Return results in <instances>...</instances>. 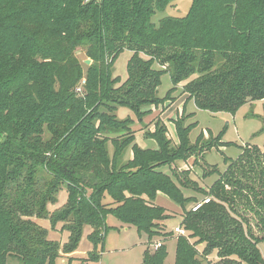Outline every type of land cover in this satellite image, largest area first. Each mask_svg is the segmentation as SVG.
<instances>
[{"label": "trees", "instance_id": "trees-1", "mask_svg": "<svg viewBox=\"0 0 264 264\" xmlns=\"http://www.w3.org/2000/svg\"><path fill=\"white\" fill-rule=\"evenodd\" d=\"M173 1L0 0V264H56L61 252L77 249L85 226L92 229L89 259L98 261L110 215L152 241L169 219L154 204L159 193L184 211L189 236L178 237L175 264H264V151L239 146L223 173L201 166L204 178L218 176L203 190L174 165L220 146L221 137L210 135L203 146L201 134L191 144L197 124L175 120L179 144L171 148L167 128L156 122L146 136L157 147L141 149L133 120L118 118L127 107L143 122L179 89L211 113L264 100V0H193L185 16L154 23ZM79 49L92 61L86 68ZM125 50L132 55L122 82L114 64ZM164 74L173 87L159 98ZM182 189L212 199L187 210L196 199ZM63 190L66 206L51 211ZM34 218L53 229L64 223L69 243L50 240ZM167 255L162 243L142 264H165Z\"/></svg>", "mask_w": 264, "mask_h": 264}, {"label": "rangeland", "instance_id": "rangeland-1", "mask_svg": "<svg viewBox=\"0 0 264 264\" xmlns=\"http://www.w3.org/2000/svg\"><path fill=\"white\" fill-rule=\"evenodd\" d=\"M192 2L193 0H174L163 12L159 11L156 13V15L153 17V22L158 24L161 19L168 16H185L190 10ZM131 55L132 53L130 51L125 50L115 61L114 75L115 77H120L122 82H125L128 78L127 66ZM76 56L84 68L87 67L86 61H91V59L86 56L84 49H79L76 53ZM196 77L197 76H194L190 80ZM187 82L188 81L182 83L180 86L182 87ZM172 87L170 75L164 74L161 77V86L158 90V97L165 98L171 91ZM80 88H82V84ZM173 98L174 100L172 103L167 102L170 106L168 105L163 108H154L150 116L153 115V118L155 117V119H153L151 122H148L149 124L147 125L143 124L144 122H139L135 113L127 107L119 108L117 115L121 120L127 118L133 120L134 123L132 125V129L136 132L140 142L141 140L147 139L146 134L148 132H152V127L154 128L156 122H158L160 125H163L167 128L166 137L171 142L170 147L177 148L179 139L176 134L175 120L178 122V120L180 121L182 119L183 121L181 122L183 126L188 127L189 125H194V123L197 124V126L193 128L190 133L191 144H196L197 138L201 134V144L203 146L209 142L211 138L210 135L215 138L221 137V140L219 141L221 142L220 146L215 147L210 151H205L203 155L197 154L192 156L186 162L178 161L175 163L174 167L176 172L182 173L180 175L181 179H190L197 183V187L200 189L202 188L203 190H209L218 176L210 175L209 177L204 178L203 169L201 166L206 167L205 171L207 172L218 168V170L223 173L228 167L226 161L236 160L240 156L241 150L239 146H258L264 151V100L247 103L243 107L239 108V110H237L235 113L226 111L211 113L209 111L197 108L193 99H188L187 96L181 95V89L177 90V92L173 94ZM147 143L149 145L152 144V146L156 145L153 140H147ZM113 149V146L109 145L111 156L113 154ZM126 160L127 158L125 157V161ZM161 170L169 175H172V171L169 166H164ZM186 171L189 172L188 178L187 174L183 173ZM182 192L184 197H194L196 199V202L188 203V210H194V206L196 204L202 203L201 200L203 199H212V196L203 195L194 189H182ZM67 200V191H61L58 196L57 203L54 205L55 208H64L67 204ZM108 200L109 199H106V202H108ZM154 202L170 211L167 212L169 216V219L166 220L167 226L163 225L162 222H159L162 227L161 236L154 237L152 241L145 242L148 241V235L139 233L133 226H125V224L122 223L118 218L110 215L107 218V224L110 229L105 236L103 249L101 246L98 248V253L100 254V259L98 261L89 259V253L94 250L93 244L89 239L92 231L90 227H84L82 239L74 252H77L81 257H87L88 260H81L79 264H141L145 256V252L148 249L151 252L158 249L155 248V244L159 242L165 243L167 248L168 255L165 260V264H175L177 239L180 236H189L187 231L182 227V224L180 228L184 229L185 235H180L175 231L177 228L176 226L180 225V209L183 208H181L177 203L162 193L157 195ZM173 207L177 208V210H173ZM248 216L250 223L256 224L254 215L249 213ZM38 220L40 219L34 218V221H36L37 224H39ZM42 225L43 226H40L46 229L48 234H50L54 240H58V243L61 245V247L69 243L68 234L64 232L61 235L58 232H54L51 228V223L49 220L44 221ZM57 225L63 230L64 223H58ZM254 231L257 233L258 229H255ZM166 234H168L167 237L165 236ZM194 241L195 239H192L191 242ZM197 248L200 250V252H202L204 247L198 246ZM259 249L261 250L262 256L264 258V242L260 243ZM70 254L71 253L61 252L62 257L69 259V263L67 259L64 260L62 258H58L56 264H71L75 259L72 255L69 257ZM209 259L212 260V262H216L217 257L215 253L211 255ZM74 263H76V261H74Z\"/></svg>", "mask_w": 264, "mask_h": 264}, {"label": "crops", "instance_id": "crops-1", "mask_svg": "<svg viewBox=\"0 0 264 264\" xmlns=\"http://www.w3.org/2000/svg\"><path fill=\"white\" fill-rule=\"evenodd\" d=\"M186 96V95H185ZM153 119H155V117L153 118V115L152 116H149V117H147V118H145L144 119V123L143 124H149L148 122H151ZM155 128V127H154ZM153 127H152V130L151 131H153V129H154ZM146 138H147V136H146ZM147 140H151V139H146V140H141V142L139 141V138H138V136L136 135V141H135V143L141 148V149H155L157 146L156 145H153L152 146V144H148L147 143ZM154 142V141H153ZM148 146V147H147ZM152 146V147H151ZM128 155V156H127ZM125 157L127 158V160L126 161H129V160H131L132 159V157H133V152H132V150L129 148L128 149V151L126 152V155H125ZM205 199H203V200H201L202 202L204 201ZM199 203H200V200H199ZM154 204L155 205H157V206H160V207H162V208H164L163 206H161V205H159V204H157L156 202H154ZM194 204H196V203H194ZM54 205H49V209L52 211L53 209H56L55 208V206L53 207ZM192 206H193V204H192ZM53 207V208H52ZM164 209H166V208H164ZM189 209V207L187 206V210ZM167 210V212H170L168 209H166ZM173 210H177V208H174L173 207ZM172 212V211H171ZM180 216H181V221H180V225L179 226H176V227H181V223H182V220H183V209H180ZM44 221H46V220H38V223H39V225H41V226H43L42 225V223L44 222ZM162 224L163 225H165V226H167V221H164V222H162ZM108 225V224H107ZM125 226H129V225H126L125 224ZM129 227H132V226H129ZM175 227V228H176ZM51 228H52V226H51ZM122 228H123V226H122ZM52 230L54 231V232H58L59 234H63L64 232H66L67 234H68V237L70 236V233L68 232V231H65V230H62V228L61 227H58V225H56V227L53 229L52 228ZM91 231H92V229H91ZM48 237H49V239L50 240H53V241H56V242H58V240H54L52 237H51V235L50 234H48ZM147 240L148 241H145V242H149V239H148V236H147ZM142 242V241H141ZM165 244V243H164ZM91 253V252H90ZM73 256V258L75 259L74 261H76V263H74V261H72V263L71 264H79L80 263V261L81 260H85V261H87L88 260V258L87 257H81L80 255H78V253L77 252H72L70 255H69V257L70 256ZM60 258H62V259H64V260H66L67 258H65V257H62V255H61V257ZM68 260V263H69V259H67ZM143 263V262H142ZM141 263V264H142Z\"/></svg>", "mask_w": 264, "mask_h": 264}, {"label": "built area", "instance_id": "built-area-1", "mask_svg": "<svg viewBox=\"0 0 264 264\" xmlns=\"http://www.w3.org/2000/svg\"><path fill=\"white\" fill-rule=\"evenodd\" d=\"M84 83H85V82L82 83V86L84 85ZM209 202H210V199L206 198L202 203H200V204H196V205L194 206V208H193L194 211L198 210V209L201 207L202 204H206V203H209ZM175 231H176V233H178V234H180V235H185V231H184L183 228L177 227V228L175 229ZM161 246H162V242H159V243L155 244V248H160Z\"/></svg>", "mask_w": 264, "mask_h": 264}, {"label": "water", "instance_id": "water-1", "mask_svg": "<svg viewBox=\"0 0 264 264\" xmlns=\"http://www.w3.org/2000/svg\"><path fill=\"white\" fill-rule=\"evenodd\" d=\"M86 64H87V65H90V64H91V61H86Z\"/></svg>", "mask_w": 264, "mask_h": 264}]
</instances>
